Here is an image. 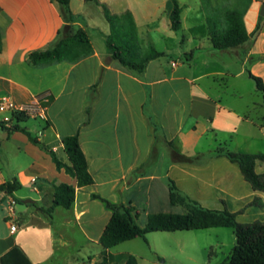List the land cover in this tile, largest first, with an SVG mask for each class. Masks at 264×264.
<instances>
[{
	"label": "crops",
	"instance_id": "0c3cea01",
	"mask_svg": "<svg viewBox=\"0 0 264 264\" xmlns=\"http://www.w3.org/2000/svg\"><path fill=\"white\" fill-rule=\"evenodd\" d=\"M77 1L75 8L74 0H70L71 17L67 20L65 9L56 0H0V97L9 96L18 105L41 100L46 110L45 119H39L43 126L37 130L38 136L25 128L65 163L69 157L63 139L78 134L95 181L92 186L78 187L77 179L59 171L52 157L32 144L27 135L5 127L13 155L25 157L26 162L0 165V185L18 179L23 186L14 195L0 192V208L11 207L14 201L26 207L21 218L11 217L10 208L3 217L7 232L0 228V257L19 246L32 263L49 264L64 258L77 260L75 255L61 251L94 249L97 254H88L83 264H125L126 258L121 262L111 249L105 250L100 244L112 211L93 195L134 207L138 215L143 212L146 217L179 213L173 211L184 207L171 204L170 180L182 194L205 208L251 213L257 219V210L264 206V193L254 190L240 167L217 156L215 150L218 134L236 135L231 113L244 128L254 125L263 134V115L255 123L223 101L225 96L244 98L242 91L230 84L248 75L247 70L264 80L263 31L237 49L219 51L211 43L203 4L197 18L206 26L207 38L194 34L188 39L179 37L185 28L186 5H181L182 29L175 32L171 29L169 0L159 7L146 4L138 10L119 12L110 0ZM93 4L103 13V5L115 15L131 11L145 47L153 45L165 56L150 61L142 74L114 60L108 46L111 26L94 22L87 11ZM66 25L87 33L93 54L77 63L32 66L30 54L53 47ZM172 42L178 49L174 54L157 48ZM235 65L240 66L238 73L233 71ZM212 90L218 96H213ZM247 107L263 112L264 100ZM243 136L250 140L249 135ZM263 164L257 162V173L264 174ZM61 184L76 188L75 202L70 209L58 207L52 217L48 216L44 210L52 205L55 186ZM25 190L29 191L23 195ZM229 205L240 207L232 210ZM31 209V222L23 227L35 225L33 245L20 238L21 227L16 221L25 223ZM13 224L18 226L15 233ZM76 230L82 240L70 234ZM44 237L49 243L46 248L41 244Z\"/></svg>",
	"mask_w": 264,
	"mask_h": 264
},
{
	"label": "trees",
	"instance_id": "16d2710c",
	"mask_svg": "<svg viewBox=\"0 0 264 264\" xmlns=\"http://www.w3.org/2000/svg\"><path fill=\"white\" fill-rule=\"evenodd\" d=\"M65 9V17H71L70 0H56ZM208 14L207 23L211 32L210 39L215 50L224 51L237 49L253 39L261 30L260 22L253 32H249L244 15L239 10L217 8L211 0H202ZM171 29L179 32L182 29L183 7L178 0H169ZM104 14L111 26L108 46L112 58L118 60L129 70L142 74L148 63L165 56L153 45L145 47L138 31V27L131 11L122 15L113 14L106 5H103ZM262 20V17L260 18ZM59 41L51 48L34 51L29 56V63L34 67L49 65L59 62L77 63L93 54V47L89 36L82 28L66 25L60 32ZM3 50V36L0 29V53ZM247 73L256 84L257 92L263 95L264 80L254 75L250 70ZM15 126L9 132H22L30 142L47 152L59 171L64 170L68 175L78 181V187H87L95 184L89 172L87 158L81 148L79 135L68 136L63 139L65 152L69 163L59 159L53 150H49L37 137H34L21 123L29 118L25 115H15ZM0 127L5 128L4 125ZM217 156L226 157L237 164L245 179L253 189L264 193V174L256 171L258 161H264V153L248 154L231 151L227 146L217 150ZM170 200L173 206H182L186 213H155L148 217L147 224L142 227L138 224V214L134 207L113 203L101 196L93 195L94 199L102 201L112 211V217L100 239V244L105 250H110L122 243L144 238L153 232H176L190 230H205L212 228H233L237 244L232 256L221 264H264V220L251 223H240L238 213L228 210L208 209L197 201L182 194L174 181L170 180ZM23 188L18 179L7 181L0 185V192L14 195ZM76 188L61 184L55 186L52 205L44 210L51 216L58 207L70 209L75 202ZM258 199H256L257 201ZM19 203V201L17 200ZM0 264H34L19 247L15 246L5 255L0 257ZM125 264H139L134 255H128Z\"/></svg>",
	"mask_w": 264,
	"mask_h": 264
},
{
	"label": "rangeland",
	"instance_id": "374dc122",
	"mask_svg": "<svg viewBox=\"0 0 264 264\" xmlns=\"http://www.w3.org/2000/svg\"><path fill=\"white\" fill-rule=\"evenodd\" d=\"M113 5V9L116 12L125 10L127 8L140 9L141 7L149 4L150 6L154 5L159 7L161 4L165 3L168 0H110ZM178 2L184 7L187 6V10L184 12L185 22L183 30L179 33V37H183L184 35L190 39V37L194 34L201 35L202 38H207V28L202 26L200 23V19L197 18L199 11L201 13V5L203 4L202 0H178ZM212 5L217 8H228L233 10H239L243 13L245 21L247 23V27L249 31L253 32L257 24L260 22L261 31H263V39H264V17L261 16V10L264 5V0H211ZM73 6L77 8L78 1L74 0ZM204 7V5H203ZM205 8V7H204ZM89 13H91L92 19L94 22L103 25V23L109 24L107 21L105 14L102 12V8L96 5H91L90 8L87 9ZM208 16V14H207ZM262 17V20L260 18ZM260 32L253 38L257 39ZM206 35V36H205ZM166 46V47H164ZM157 48H166L172 54L176 53L175 49L176 45L172 43H166L165 45H158ZM178 50V49H177ZM197 53V52H196ZM198 56V55H197ZM253 66V65H252ZM240 70L239 65H235L233 67V71L238 73ZM264 73V68H263ZM231 87L238 88L242 91L243 97L241 100L236 98L233 99L231 97L223 98V101L230 103L233 110H235L236 114H241V116H247L255 123L257 121H261V116L264 117L263 112L254 111L253 109L250 111L247 106H251L254 102H258L263 98V95L256 90V84L253 80L249 78L247 74L244 76L238 77L233 83L230 84ZM213 96H218V92L215 90L211 91ZM264 100V99H263ZM251 108V107H250ZM233 117L232 124L235 125L236 135L234 136H226V135H217V152L220 145L218 143H223L224 146H227L231 151L237 153H248V154H256V153H264V129L263 134L260 132L258 128H255L254 125L246 126L244 128L240 124V120L238 116H234L232 113L230 114ZM264 122V120H263ZM0 125H3L0 122ZM22 127H28L33 131L34 136H38L37 130L40 126H43V122L38 118H29L28 120L21 123ZM8 131L5 128L0 127V165L3 167H7L11 163L13 164H21L25 163V157L17 158L12 153L13 146L6 140V134ZM250 136V140H247V137L243 135ZM213 141H216L213 139ZM206 146V142L204 143ZM264 167V164H263ZM29 190H25L22 194H27ZM21 194V195H22ZM240 205H229L228 208L232 210H236ZM10 206L7 208H0V228L2 232H7L6 223L3 219L5 215L8 214ZM181 210L173 211L179 213H185V208H180ZM257 219H253V215L251 213L246 214H238L237 220L240 223H251L255 220H264V206L263 209H258ZM34 214V211L31 209L26 214L28 215L25 223H21L20 220H16L17 224H19L20 238H24L28 242V244H34V234L37 230L34 228L35 225H30L28 228H24L23 224L29 225L31 222V215ZM23 215L22 212L16 210L15 216L21 218ZM49 216V215H48ZM147 218L143 212H140L138 215V224L140 226H145L147 224ZM60 224V223H59ZM66 232V231H64ZM67 233V232H66ZM75 235L77 240H82V237L78 230L70 233ZM42 247L46 248L49 243L44 237L41 242ZM237 244V238L235 235V230L233 228H212L205 230H190V231H176V232H153L147 235V240L144 238L134 239L125 243L120 244L119 246L111 249L112 254L118 256L121 262H124L125 258L132 254L134 255L139 264H221L227 261L233 254V250ZM65 255H75L77 260H56L49 264H83L88 261L87 255H95L98 251L91 250L88 252L75 253L73 248H70L69 251H61ZM66 262V263H65ZM118 264V263H115Z\"/></svg>",
	"mask_w": 264,
	"mask_h": 264
},
{
	"label": "built area",
	"instance_id": "2783aa9c",
	"mask_svg": "<svg viewBox=\"0 0 264 264\" xmlns=\"http://www.w3.org/2000/svg\"><path fill=\"white\" fill-rule=\"evenodd\" d=\"M46 107L41 100L35 99L24 105H18L11 97H0V122L7 128L11 129L15 126V115H25L28 118L45 119ZM17 203L14 201L10 207V216L15 215ZM18 229L16 224H13L11 230L15 233Z\"/></svg>",
	"mask_w": 264,
	"mask_h": 264
},
{
	"label": "water",
	"instance_id": "95a60500",
	"mask_svg": "<svg viewBox=\"0 0 264 264\" xmlns=\"http://www.w3.org/2000/svg\"><path fill=\"white\" fill-rule=\"evenodd\" d=\"M261 16L264 17V5H263L262 10H261ZM23 207H26V206L24 204L19 203L17 205L18 211L22 212L23 211Z\"/></svg>",
	"mask_w": 264,
	"mask_h": 264
}]
</instances>
